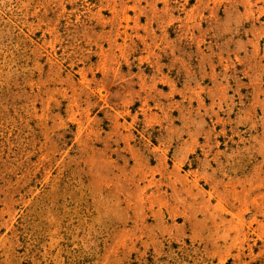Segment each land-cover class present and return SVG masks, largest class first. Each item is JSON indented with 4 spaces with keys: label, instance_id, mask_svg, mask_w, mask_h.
Instances as JSON below:
<instances>
[{
    "label": "rangeland",
    "instance_id": "1",
    "mask_svg": "<svg viewBox=\"0 0 264 264\" xmlns=\"http://www.w3.org/2000/svg\"><path fill=\"white\" fill-rule=\"evenodd\" d=\"M0 264H264V0H0Z\"/></svg>",
    "mask_w": 264,
    "mask_h": 264
}]
</instances>
